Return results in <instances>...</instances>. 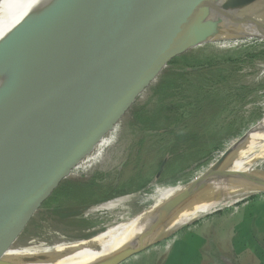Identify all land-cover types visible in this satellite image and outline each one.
Returning a JSON list of instances; mask_svg holds the SVG:
<instances>
[{"label":"water","instance_id":"water-1","mask_svg":"<svg viewBox=\"0 0 264 264\" xmlns=\"http://www.w3.org/2000/svg\"><path fill=\"white\" fill-rule=\"evenodd\" d=\"M263 4L264 0H50L38 9L30 6L29 16L0 39V264H35L32 256L17 258L7 250L30 216L45 211L41 205L58 183L72 176L78 161L114 129L172 58L210 40L230 39L231 34L213 33L228 23H251L264 38V18L255 14ZM246 10L254 12L245 15ZM259 120L204 173L186 183V190L161 204L136 245L90 264H121L155 245L153 238L182 212L224 196L219 188L224 181L240 178L238 183L264 188V169H226L260 128ZM165 162L166 158L155 180Z\"/></svg>","mask_w":264,"mask_h":264},{"label":"rangeland","instance_id":"rangeland-1","mask_svg":"<svg viewBox=\"0 0 264 264\" xmlns=\"http://www.w3.org/2000/svg\"><path fill=\"white\" fill-rule=\"evenodd\" d=\"M247 35L250 36L238 38L240 35H232L228 36L230 38L228 40H210L198 49L200 58L208 57L212 63L215 61V66L208 75H216L218 71L220 78L226 77V80L220 83H209L206 90L211 96L215 94L221 96L224 92L230 95L226 96V101L222 103L223 109L216 114H214V104L211 105L209 102L211 106H208L206 102H203L207 114L206 126L212 128V135L209 133L205 135L206 140L211 141L208 147L211 152L207 158H202L195 163L191 162V167L183 173H177L179 168L176 164L173 166L174 170L164 174L162 171L155 180L159 162L166 158L167 148L164 146L168 142L155 136L145 137L142 151L135 154L139 147L137 141L140 135L130 131L128 116L125 115L114 130L103 135L91 146L88 153L73 167L72 176L69 179H93L95 174L103 173L101 178L96 177L93 190L98 193L89 199L91 201L97 200L99 194L105 193L110 188L131 190L146 182L144 186L125 194L129 196L128 199L111 208L97 207L102 202L89 204L80 215L81 219L91 224L88 228L65 225L56 221L46 211L40 210L27 220L17 243L19 245L40 241L48 243L57 236L56 233H62L63 237L69 239L103 231L122 219L134 216L151 204V201L144 197L152 194L156 186L167 185L160 182V179H171L176 181L175 184L185 185L204 172L264 114V38L259 32H249ZM229 58L233 61H227ZM216 77L219 76L212 78L217 80ZM192 80L196 82V77ZM148 96L149 93L144 92L136 102L147 103ZM215 97L221 101L220 97ZM189 130L188 126L187 131ZM193 130L196 131V128ZM260 167L264 169V162ZM50 196L51 194L44 201ZM196 220L198 221L195 222ZM196 220L175 231L154 237L155 245L133 255L121 264H194L195 261L199 262L198 254L185 253V249L206 244L200 237L204 231L239 229L242 232V229H255L264 233V192L252 194L231 206L214 209ZM167 248L171 251L170 253L164 252Z\"/></svg>","mask_w":264,"mask_h":264},{"label":"trees","instance_id":"trees-1","mask_svg":"<svg viewBox=\"0 0 264 264\" xmlns=\"http://www.w3.org/2000/svg\"><path fill=\"white\" fill-rule=\"evenodd\" d=\"M199 47H194L172 58L158 78L143 91V93H149L148 102H135L122 116V118L125 115L128 116L130 131L140 135L137 141L139 147H136L135 154L142 151L145 137L155 136L163 141L167 140L168 143L164 146L167 148V153L163 174L174 170L173 166L176 164L179 168L177 173H183L191 167L192 163L209 156L211 151L208 150V147L211 141L206 140L205 135L207 133L212 135V128L206 126L207 114L203 102H206L208 106L214 104V114H216L223 109L222 103L226 101V96H230L225 92V94L221 93V96L219 94L211 96L210 92L206 90L209 83H220L226 80V77L220 78L217 70L216 75H208L215 66V61L212 63L208 57L200 58ZM212 58L215 60L214 57ZM227 61L233 60L229 58ZM215 76H219L216 77L217 80L212 78ZM193 77H196V82L192 80ZM215 96L220 97L221 101ZM188 126L189 131H187ZM193 128H196V131ZM102 175L103 173L95 174L93 179L86 180L82 178L63 179L53 190L51 196L42 203L41 208L56 221L65 225L88 228L91 224L85 219H81L80 215L89 204L128 194L142 188L146 183L144 182L142 186L131 190L110 188L109 191L99 194L97 200L91 201L89 199L98 193V191L93 190L96 177L101 178ZM160 182L172 184L176 181L160 179ZM88 235L90 233L82 236Z\"/></svg>","mask_w":264,"mask_h":264},{"label":"bare ground","instance_id":"bare-ground-1","mask_svg":"<svg viewBox=\"0 0 264 264\" xmlns=\"http://www.w3.org/2000/svg\"><path fill=\"white\" fill-rule=\"evenodd\" d=\"M48 1L50 0H0V39L5 37L8 32L29 16V12L31 11L28 12V9L30 6L37 5L34 8L38 9ZM252 12H254V10L247 11L245 12V15L251 14ZM258 13L259 14H255L258 15V17L264 18V4L258 8ZM215 32L222 33V35L231 34L232 36V34H247L256 31L254 25L251 23L239 25L228 23L222 30L214 31L213 33ZM259 127L260 128L255 133L249 135V140L239 149L232 162L226 166L227 171L238 170L243 172H253L258 166V168L261 169L260 166H262V163L264 162V114L262 119L259 120ZM241 181L240 178H236L231 181L222 182V185L219 188H221L222 191L224 190V196L217 200H213L210 203H207V201H201L189 210H185L173 223L160 231V235L169 233L173 230L175 231V229L180 226L185 225L214 209L222 206H231L233 203H237L264 189L262 186L254 183V185L252 184L253 187L238 183ZM174 184L175 183L167 184L165 186H156L153 189L152 194L144 197L145 199L150 200L151 204H148L137 214H133L134 216L122 219L121 221L107 227L102 232L99 231L97 233V231L94 230V236L88 239L83 236L68 239L63 237L62 233H56L55 235L57 236L48 243L40 241L38 243L27 242L25 245H19L16 241V243L9 247L7 253L17 258L32 256L35 264H90L99 258L110 256L121 250L124 246L136 245L138 236L141 234L142 230L151 224L153 221L151 216L161 204L178 191H184L188 187L187 185ZM128 197L129 196H121L106 203L99 204L97 207L111 208L120 205V203L128 199ZM94 244H96V246L93 247L92 250L87 248L76 252V249L82 246H90Z\"/></svg>","mask_w":264,"mask_h":264},{"label":"crops","instance_id":"crops-1","mask_svg":"<svg viewBox=\"0 0 264 264\" xmlns=\"http://www.w3.org/2000/svg\"><path fill=\"white\" fill-rule=\"evenodd\" d=\"M200 237L206 244L185 249V253L198 254L199 262L194 264H264V233L260 230L211 229Z\"/></svg>","mask_w":264,"mask_h":264},{"label":"flooded vegetation","instance_id":"flooded-vegetation-1","mask_svg":"<svg viewBox=\"0 0 264 264\" xmlns=\"http://www.w3.org/2000/svg\"><path fill=\"white\" fill-rule=\"evenodd\" d=\"M160 165V164H159ZM86 180V179H85Z\"/></svg>","mask_w":264,"mask_h":264}]
</instances>
